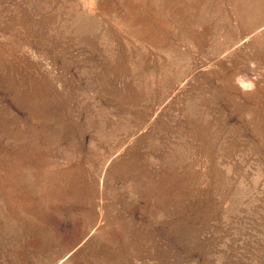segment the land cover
<instances>
[{
	"label": "rangeland",
	"instance_id": "obj_1",
	"mask_svg": "<svg viewBox=\"0 0 264 264\" xmlns=\"http://www.w3.org/2000/svg\"><path fill=\"white\" fill-rule=\"evenodd\" d=\"M0 264H264V0H0Z\"/></svg>",
	"mask_w": 264,
	"mask_h": 264
}]
</instances>
